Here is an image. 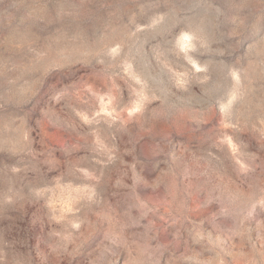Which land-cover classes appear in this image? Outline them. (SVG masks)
<instances>
[{
  "label": "rangeland",
  "instance_id": "obj_1",
  "mask_svg": "<svg viewBox=\"0 0 264 264\" xmlns=\"http://www.w3.org/2000/svg\"><path fill=\"white\" fill-rule=\"evenodd\" d=\"M0 264H264V0H0Z\"/></svg>",
  "mask_w": 264,
  "mask_h": 264
}]
</instances>
